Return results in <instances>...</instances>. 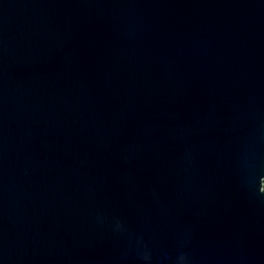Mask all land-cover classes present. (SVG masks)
I'll return each mask as SVG.
<instances>
[{
	"label": "water",
	"instance_id": "95a60500",
	"mask_svg": "<svg viewBox=\"0 0 264 264\" xmlns=\"http://www.w3.org/2000/svg\"><path fill=\"white\" fill-rule=\"evenodd\" d=\"M0 264H264V0H0Z\"/></svg>",
	"mask_w": 264,
	"mask_h": 264
}]
</instances>
